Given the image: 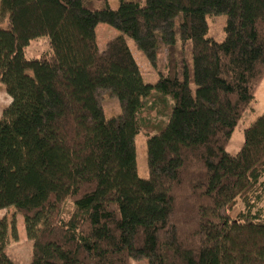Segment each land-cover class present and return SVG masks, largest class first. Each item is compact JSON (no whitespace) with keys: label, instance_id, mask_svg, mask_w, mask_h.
Here are the masks:
<instances>
[{"label":"trees","instance_id":"obj_1","mask_svg":"<svg viewBox=\"0 0 264 264\" xmlns=\"http://www.w3.org/2000/svg\"><path fill=\"white\" fill-rule=\"evenodd\" d=\"M118 1L0 0V83L31 104L0 114V210L22 216L28 264H264V112L226 151L264 78V0ZM218 15L220 43L206 37ZM100 24L121 34L103 50ZM42 37L49 49L26 58ZM105 98L119 116L104 117ZM141 130L147 179L136 174ZM9 229L1 218L0 264H15Z\"/></svg>","mask_w":264,"mask_h":264},{"label":"rangeland","instance_id":"obj_2","mask_svg":"<svg viewBox=\"0 0 264 264\" xmlns=\"http://www.w3.org/2000/svg\"><path fill=\"white\" fill-rule=\"evenodd\" d=\"M134 1V0H130ZM107 6L116 10L119 5L118 0H106ZM144 4V0H141V5ZM100 4L95 3V8H99ZM180 16L176 19V25H178ZM206 22L208 25V32L206 37L216 42H222L225 38V25L226 16H206ZM0 29H7L6 20L0 21ZM96 44L100 50H103L106 43L121 34L115 29L100 24L95 29ZM125 42L136 60L139 66L142 81L145 84L154 85L158 80V75L153 71L152 67L145 59L143 54L136 48L135 43L130 38L124 37ZM49 49L48 39L46 37L39 38L32 41L30 45L24 50V56L28 59L36 58L41 53ZM166 62V54L164 51L158 54V67ZM31 104L25 98L19 100H13L8 97L4 92V86L0 83V114L4 110H13L14 112L28 110ZM102 108L104 111V117L110 119L120 115V107L117 99L105 98L102 102ZM264 112V78L260 82L254 99L248 104L241 118L239 119L236 127L234 128L226 151L229 154H236L243 144V131L247 128L252 121H254L259 115ZM144 117L149 118L151 123H155L156 128L162 127L167 119L166 117H156L155 114ZM147 134L141 130L135 137V154H136V174L140 179H147L149 177L147 166V153H146V140ZM264 204V202H263ZM240 206V203L238 204ZM5 218L10 225L8 246L6 248V254L15 264H28L31 252V242L27 240L24 232L23 218L13 208L6 210H0V219ZM131 264H145L142 262H131Z\"/></svg>","mask_w":264,"mask_h":264},{"label":"crops","instance_id":"obj_3","mask_svg":"<svg viewBox=\"0 0 264 264\" xmlns=\"http://www.w3.org/2000/svg\"><path fill=\"white\" fill-rule=\"evenodd\" d=\"M240 150V149H239ZM232 155V154H231ZM235 155V154H234Z\"/></svg>","mask_w":264,"mask_h":264}]
</instances>
